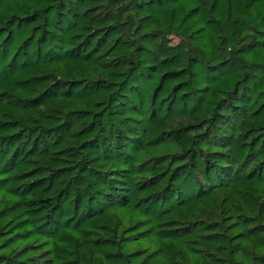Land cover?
I'll return each mask as SVG.
<instances>
[{
    "label": "trees",
    "instance_id": "obj_1",
    "mask_svg": "<svg viewBox=\"0 0 264 264\" xmlns=\"http://www.w3.org/2000/svg\"><path fill=\"white\" fill-rule=\"evenodd\" d=\"M0 264H264V0H0Z\"/></svg>",
    "mask_w": 264,
    "mask_h": 264
},
{
    "label": "rangeland",
    "instance_id": "obj_2",
    "mask_svg": "<svg viewBox=\"0 0 264 264\" xmlns=\"http://www.w3.org/2000/svg\"><path fill=\"white\" fill-rule=\"evenodd\" d=\"M171 44L175 48V50H181L186 48V43L176 37L172 38Z\"/></svg>",
    "mask_w": 264,
    "mask_h": 264
}]
</instances>
